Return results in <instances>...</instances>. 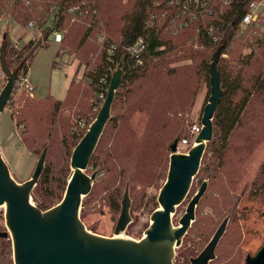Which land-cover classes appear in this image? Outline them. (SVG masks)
I'll return each instance as SVG.
<instances>
[{"label":"rangeland","instance_id":"374dc122","mask_svg":"<svg viewBox=\"0 0 264 264\" xmlns=\"http://www.w3.org/2000/svg\"><path fill=\"white\" fill-rule=\"evenodd\" d=\"M124 1L113 2L114 11L107 19L110 25L96 26L78 52L75 47L63 49V44L50 35L31 58L25 73L36 88L35 96L16 83L10 101L0 113V149L19 182L31 176L45 146L49 147L45 181L54 185L67 168L70 174L74 144L81 139L74 136L73 127L79 118L90 123L104 101L97 98L82 76L100 62L103 33L115 35L116 28L122 25V14L127 9ZM7 32V41L20 48L35 37L31 29H21L12 19H2L0 45ZM79 36L74 32L70 38L77 41ZM179 42L185 43H178L158 59V73L152 78H140L122 91L91 157L87 172L99 169V173L92 191L83 199L81 215L88 228L99 234H114L129 184L132 222L125 234L136 239L144 235L153 211L160 206L158 195L167 178L171 144L176 138H186L189 143L178 151L188 152L198 135L196 128H202V115L211 94L210 73L206 79L207 72L199 65L205 49L193 48L187 40ZM19 63L13 60L10 66L14 68ZM219 67L228 78L241 74L248 88L260 77L263 87L255 92L228 147L220 150L216 145L211 149L207 146L189 194L173 213L174 224L178 225L191 198L210 175L195 220L176 248V264H192L191 258L205 248L229 214L227 230L210 264H245L246 256L255 254L264 243V193L256 195L253 183L264 161V30H236L233 42L222 52ZM24 72L23 68L20 75ZM72 78L74 95L61 110H54V101L39 99H64ZM5 84L6 75L0 79V92ZM48 188H43L42 198L48 196ZM64 193L60 190L53 202L58 203ZM4 209L0 207V231L8 230ZM0 264H15L11 237L0 238Z\"/></svg>","mask_w":264,"mask_h":264},{"label":"water","instance_id":"95a60500","mask_svg":"<svg viewBox=\"0 0 264 264\" xmlns=\"http://www.w3.org/2000/svg\"><path fill=\"white\" fill-rule=\"evenodd\" d=\"M226 41L215 50L210 66L211 94L202 115V128L188 152H179L176 139L171 144L169 170L160 189V206L151 215L144 235L133 238L125 234L132 222L130 185L127 184L121 201V211L114 234L107 236L88 228L82 219L81 208L97 181L99 169L89 174L91 157L112 117L113 103L125 76L124 54L112 72L106 98L90 122L71 156V172L62 199L44 210L33 200L32 192L44 172L49 147L41 152L31 176L19 182L0 149V207H5L6 231L0 236L11 237L15 264H176V248L196 217V208L205 194L210 175L191 198L185 213L175 225L173 213L189 194L199 172L208 143L214 137V118L225 93L218 62ZM8 41L4 34L0 45V63L6 75V84L0 92V113L10 101L26 58L12 68L7 61ZM231 214L221 222L205 248L192 264H210L216 258V249L227 230ZM123 234V235H122ZM122 235V236H117ZM245 264H264V243L255 254H248Z\"/></svg>","mask_w":264,"mask_h":264},{"label":"trees","instance_id":"16d2710c","mask_svg":"<svg viewBox=\"0 0 264 264\" xmlns=\"http://www.w3.org/2000/svg\"><path fill=\"white\" fill-rule=\"evenodd\" d=\"M81 1L82 0H75V3L79 4ZM114 1L116 0H87L88 4L92 7L91 11L87 16H79L75 20H73L72 16L65 11L64 8H62L59 14H57L52 20L51 26L44 32V39L49 40L51 35L50 29H57L62 33V41L60 43L63 44V49L70 51L72 47H75V52H78L82 46L84 38L88 34L93 33L96 30V26L100 27L104 25L108 27V25H110V22L107 24V19L110 18L111 12L114 11ZM123 5L127 6V9L122 14V25L119 26V28H116L115 35H110L106 31L103 33L104 38L101 42L99 41L102 48L100 62L94 68L86 70L82 76L91 89L97 93V98L100 99V93L106 90L104 89L102 79L107 76L108 83L110 82L111 71L116 68L121 57L125 53L123 51V43L131 44L139 36L149 35L150 45L144 56V64L135 65L134 59L129 57L128 54H125V76L123 77L122 83L117 91L112 111L116 106L117 100L121 97L122 91L127 85L135 83L140 78H152L158 73L161 65V60L158 59L164 57L169 50L176 48L178 43H185L179 42L181 40H187L190 46L198 50L205 49V53H203L199 65L205 69L207 72L206 79H209L210 63L208 57L210 53L212 51L215 52L223 40L226 41L223 50H226L227 47L230 46L235 37L236 24L240 16L245 13V9L242 6L217 3L216 12L213 16L207 17L204 20L199 19L193 22L190 26L179 30L177 33H173L168 32L165 28V25L167 26L168 24V18L163 16V7L157 6L154 2L149 0H126ZM48 10L50 11V7L46 0L0 1V19H12L22 26L29 24L31 21L37 23L39 26L47 24L50 19L49 13H51V11L49 12ZM153 14H156L154 18L152 17ZM251 30L256 32L262 31L255 28ZM74 32L81 34V36L77 38V41H72L70 38V35ZM6 35L8 37V33ZM68 38L69 43L67 42ZM215 38L218 39L216 40ZM121 39L122 43H120ZM8 43V64L11 65L13 60L15 62H21L22 59L26 58L27 61L24 65L25 74L28 63L31 61L35 52L47 42L43 43L41 39L37 38L31 39L23 48L15 50L12 48V43L10 41ZM113 45H116L114 54L109 52V49ZM80 55L82 59H87L85 54ZM111 57L113 59H111ZM218 69L222 76L225 93L222 96V100L215 114L214 137L208 143V147L211 149L213 145H216L220 150H225L233 137L235 129L242 125L243 117L250 107L255 92H259L261 80L260 77L255 78L251 88H248L244 86V79L241 74H236L233 78H228L224 72L221 71L219 62ZM262 87L263 85L260 86V88ZM73 92L74 80L72 78L68 87L67 95L64 99H55L54 97L39 99L54 101V110L59 111L63 104L74 95ZM239 92L241 93L240 96ZM72 131L75 137H82L85 132V130H83L78 134L74 130ZM176 139L179 140V138ZM77 142L78 141L75 142L74 146ZM67 145L68 144L65 146L67 147ZM46 170L32 192L33 198L44 210L55 205L53 200L57 199L60 190L63 191V193L65 192L70 168H67V171L64 170V172H62V175L56 179L54 185L45 181V176H48ZM253 183L255 187L254 193L256 195H262L264 193V161L261 164L259 176ZM45 186L49 187L48 196L42 198L41 195ZM0 238L4 237L0 236Z\"/></svg>","mask_w":264,"mask_h":264},{"label":"built area","instance_id":"2783aa9c","mask_svg":"<svg viewBox=\"0 0 264 264\" xmlns=\"http://www.w3.org/2000/svg\"><path fill=\"white\" fill-rule=\"evenodd\" d=\"M1 1V0H0ZM49 3L50 19L47 24L39 26L37 23L31 21L27 25H19L21 29L28 30L31 29L35 34V37L32 39H41L43 43H46L47 40L44 39V32L51 26V22L54 17L59 14L60 10L64 8L75 20L79 16H87L91 11V6L88 4L87 0H82L81 3L76 4L75 0H46ZM154 2L155 5L163 7L164 13L163 16L168 18V24L165 25V28L168 32L177 33L179 30H182L190 26L193 22L201 19L204 20L207 17L213 16L216 12L217 3H222L223 5H232L242 6L245 9V13L240 16L237 24L236 30L241 32L251 30L253 28L257 30H264V0H149ZM49 11V10H48ZM49 11V12H50ZM48 13V12H47ZM156 14H153L154 18ZM2 20V19H0ZM8 33V32H7ZM5 33V34H7ZM50 34L53 35L54 41L60 43L62 41V33L57 29H50ZM149 36V35H148ZM148 36H139L133 43L125 44L123 43L124 54H128L129 57L134 59L135 65L144 64L145 53L147 52L148 46L150 45ZM216 40L218 38H215ZM31 40V39H30ZM2 43V42H1ZM122 43V39L120 40ZM12 48L19 49L20 47L17 44H12ZM116 45H113L109 52L114 54ZM111 59H113L111 57ZM118 65V64H117ZM117 67V66H116ZM115 69L111 71L112 72ZM5 77V73L1 67L0 63V79ZM105 91L100 93V97L104 100L107 95V89L110 82L108 83L107 76L102 79ZM20 85L28 94L35 96V86L27 78L26 74H21L16 82ZM90 123L87 122L84 118H79L76 125L73 127V130L80 134L83 130H87ZM200 132V128H196V133ZM188 140L184 138L178 143V148L181 145L188 144Z\"/></svg>","mask_w":264,"mask_h":264},{"label":"bare ground","instance_id":"6f19581e","mask_svg":"<svg viewBox=\"0 0 264 264\" xmlns=\"http://www.w3.org/2000/svg\"><path fill=\"white\" fill-rule=\"evenodd\" d=\"M123 235V234H122ZM122 235H117V236H122Z\"/></svg>","mask_w":264,"mask_h":264}]
</instances>
